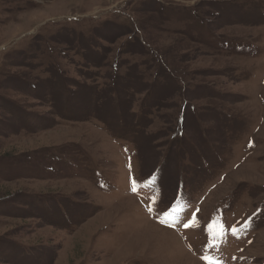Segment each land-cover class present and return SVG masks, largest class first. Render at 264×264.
Instances as JSON below:
<instances>
[{
	"label": "rangeland",
	"instance_id": "rangeland-1",
	"mask_svg": "<svg viewBox=\"0 0 264 264\" xmlns=\"http://www.w3.org/2000/svg\"><path fill=\"white\" fill-rule=\"evenodd\" d=\"M0 264H264V0H0Z\"/></svg>",
	"mask_w": 264,
	"mask_h": 264
},
{
	"label": "snow or ice",
	"instance_id": "snow-or-ice-1",
	"mask_svg": "<svg viewBox=\"0 0 264 264\" xmlns=\"http://www.w3.org/2000/svg\"><path fill=\"white\" fill-rule=\"evenodd\" d=\"M132 190L135 192L137 191L135 182H133ZM161 223H166V221L162 220ZM196 223L195 219L192 221V224L194 225ZM189 225L186 224L185 227H188ZM233 234H236V229H233Z\"/></svg>",
	"mask_w": 264,
	"mask_h": 264
},
{
	"label": "bare ground",
	"instance_id": "bare-ground-1",
	"mask_svg": "<svg viewBox=\"0 0 264 264\" xmlns=\"http://www.w3.org/2000/svg\"><path fill=\"white\" fill-rule=\"evenodd\" d=\"M141 233V232H140ZM140 233H138V234H140ZM142 234V233H141ZM145 234V233H144ZM142 236H143V234H142ZM144 237V236H143Z\"/></svg>",
	"mask_w": 264,
	"mask_h": 264
}]
</instances>
